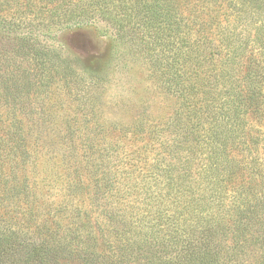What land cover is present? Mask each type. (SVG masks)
Segmentation results:
<instances>
[{"label": "trees", "instance_id": "16d2710c", "mask_svg": "<svg viewBox=\"0 0 264 264\" xmlns=\"http://www.w3.org/2000/svg\"><path fill=\"white\" fill-rule=\"evenodd\" d=\"M131 1L0 0V264H264V0ZM94 14L150 30L166 117L49 42Z\"/></svg>", "mask_w": 264, "mask_h": 264}, {"label": "rangeland", "instance_id": "374dc122", "mask_svg": "<svg viewBox=\"0 0 264 264\" xmlns=\"http://www.w3.org/2000/svg\"><path fill=\"white\" fill-rule=\"evenodd\" d=\"M130 4L134 11L139 8V1L132 0ZM111 15L117 16V20L123 19L121 12L113 11ZM111 23V20L105 16L94 14L93 18L82 24H72L63 28L54 25L51 28L52 39L49 42L57 45L70 58L82 62L106 52L110 54V59L116 65V71L123 85L109 92V96L113 97L114 101H120L121 97H124L118 107L109 105L110 115L128 121L140 113L141 102H145L151 117L154 119L166 117L173 108L174 100L167 95L162 82L163 77L161 78L152 59L146 55L147 53L154 55L158 52L159 48L155 46L156 39L147 38L146 34L150 33V30L141 28L134 32L135 35L133 34L132 37L134 45L131 48L127 45L122 46L123 43L115 38L116 30ZM116 50L118 53H115ZM17 226L21 229L17 237L19 241L31 242V236L25 235L26 229Z\"/></svg>", "mask_w": 264, "mask_h": 264}]
</instances>
